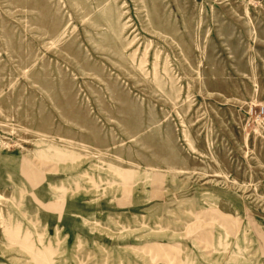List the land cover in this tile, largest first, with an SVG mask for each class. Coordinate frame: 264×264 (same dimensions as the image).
Listing matches in <instances>:
<instances>
[{
  "label": "rangeland",
  "instance_id": "1",
  "mask_svg": "<svg viewBox=\"0 0 264 264\" xmlns=\"http://www.w3.org/2000/svg\"><path fill=\"white\" fill-rule=\"evenodd\" d=\"M0 264H264V0H0Z\"/></svg>",
  "mask_w": 264,
  "mask_h": 264
}]
</instances>
